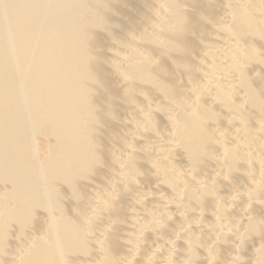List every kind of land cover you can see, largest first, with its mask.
<instances>
[{"label":"bare ground","instance_id":"obj_1","mask_svg":"<svg viewBox=\"0 0 264 264\" xmlns=\"http://www.w3.org/2000/svg\"><path fill=\"white\" fill-rule=\"evenodd\" d=\"M0 264H264V0H0Z\"/></svg>","mask_w":264,"mask_h":264}]
</instances>
